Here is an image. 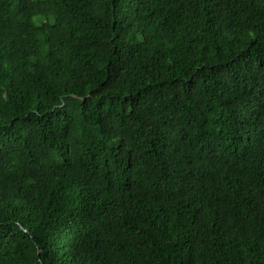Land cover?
I'll return each instance as SVG.
<instances>
[{"label":"trees","instance_id":"16d2710c","mask_svg":"<svg viewBox=\"0 0 264 264\" xmlns=\"http://www.w3.org/2000/svg\"><path fill=\"white\" fill-rule=\"evenodd\" d=\"M0 264H264V0H0Z\"/></svg>","mask_w":264,"mask_h":264}]
</instances>
